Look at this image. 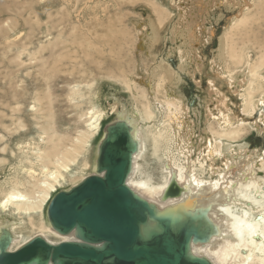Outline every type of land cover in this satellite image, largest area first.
<instances>
[{
    "label": "rangeland",
    "instance_id": "rangeland-1",
    "mask_svg": "<svg viewBox=\"0 0 264 264\" xmlns=\"http://www.w3.org/2000/svg\"><path fill=\"white\" fill-rule=\"evenodd\" d=\"M193 12H197L198 22L193 41L198 53L195 56L185 53L190 50L188 36L178 37L176 43L172 40L174 27L181 28ZM262 14L264 0H0V220L17 224L10 228V233L30 241L45 230L51 200L60 191L69 190L95 173L93 166L106 127L118 120L119 112H130L134 106L143 113L149 102L155 118L152 123L141 126L145 144L139 160V178L151 176L154 184L165 182L162 160L168 149L179 158L175 142L164 135L155 155L149 132L160 133L167 127L165 93L170 85L160 89L157 101L154 94L148 100L144 95L151 91L147 73L151 74L162 61L174 71H180V46L187 64L179 72L181 80L175 92L182 95L181 101L188 113L185 118L194 124L195 130L191 131L196 140L194 147L196 150L200 147L202 134L212 137L207 119L218 128L223 116L216 107L222 97L227 103L226 114L249 123L241 139L224 144L236 149L244 145L246 157L250 155L253 161H246L241 168H253L264 176L263 107L259 105L255 111L244 112L245 90L239 83L247 77L249 66L243 64L242 71L234 77L235 83L213 72V61L226 29L243 19L250 20L249 23L257 21ZM151 20L157 21L161 28L163 40L156 47L149 40ZM242 30L235 33L239 36ZM254 36L257 38L259 33ZM236 40L240 45L241 39ZM244 48V56L248 53L253 63L259 61L258 49L250 44ZM197 64L203 66L201 71ZM261 73L263 76L264 70ZM210 80L214 86L209 84ZM246 81L247 88L248 77ZM263 82L253 100L264 98ZM113 102L118 104L116 110L111 107ZM125 107L129 108L124 110ZM209 109L215 116L208 113ZM101 113L109 117L92 135L91 116ZM55 143L62 153L73 147L77 150L68 154L66 170L56 192L50 193L42 210L33 213L31 218L13 210L3 212L1 203L9 192L30 193L33 184L44 179V162L49 164L45 159L53 153ZM199 154L197 151V157ZM182 159L178 165L183 163ZM48 167L51 171L56 169L53 164ZM201 176L208 179L206 175ZM50 239L58 241L54 236Z\"/></svg>",
    "mask_w": 264,
    "mask_h": 264
},
{
    "label": "bare ground",
    "instance_id": "bare-ground-1",
    "mask_svg": "<svg viewBox=\"0 0 264 264\" xmlns=\"http://www.w3.org/2000/svg\"><path fill=\"white\" fill-rule=\"evenodd\" d=\"M196 15L197 12L189 14L188 21H185V16L183 26L181 28L174 27L172 31V40L175 43L178 37L183 39V37L188 36L187 39H189L188 43L190 45H187L190 46V50L189 52L185 51V53L187 52L188 55L194 53V56L198 54L196 49L194 50V47H196L194 44V40L196 39V27L198 26ZM249 21L248 19H243L239 21V23H234L236 24L235 26H230L226 29L225 34L220 39L218 54H216L217 56L215 55L213 61V72L221 73L231 79L232 83H235L234 77H236V73L242 71L243 64L246 63L249 66H247L249 70H247L248 74L246 76L250 80V82H248L250 85L246 88L247 84L245 85V82L247 83V77L239 81L241 87L243 86L242 89L245 90L244 94H241L244 99H246L244 112H248L249 109L255 111L256 107L261 105L263 107L261 108V113L262 117H264V98L253 100L256 91L262 89V81L264 80V75L262 76L261 73L264 70V14H262L257 21H252L251 23H249ZM150 24L152 33L149 35V40H151L152 46L156 47L157 44L163 40L160 35L161 28L155 20H151ZM248 25H250V27L246 29ZM239 29H243L242 31L244 32L238 36L235 32ZM208 32L210 33V30H208ZM257 32L259 36L256 38L254 34H257ZM237 37L241 39L240 45L242 46L237 44ZM207 41H209V39H207ZM184 44L185 43H183V45ZM246 44H250L253 48L260 51L258 62L254 61L253 63L248 53L244 56L243 48ZM178 50L181 58V71L185 67V64H187V59L183 57L185 56L183 54V47H178ZM193 61L196 62L195 59ZM199 64H197V68L201 71L203 66L201 67ZM152 71L151 74L147 73V77L150 80L149 86L151 91H148L144 95L146 100H148V97H151V94H154L153 96H155L157 101V95L160 89L165 90L166 84L170 85V90L167 88L168 90L165 93V97H167V101L165 102L167 116L164 124L167 127L160 133L149 132L153 142L154 154H158L160 140L165 139L164 135H168L169 141L175 142L174 149L178 152L179 158L175 157V153L170 149L166 151L169 153L165 156V159L162 160L163 174L165 177V182L163 184H154L151 176L139 178L141 176L138 174L141 170L139 160L145 144L141 126L143 123H152L154 121V112L149 107V102L145 105L143 113H140L134 105L130 112H119L118 120L125 121L131 127L133 140L137 144V150L133 155V170L127 181L128 185L137 194L152 204H155L161 210L169 206L178 208L184 207L186 210L193 213L198 212L205 215L206 219L213 225V233L207 243L192 244V252L196 256L207 258L212 264H264V176L255 172L253 168L244 167L245 165L243 169L241 168L243 164H247L246 161H249V163L253 161V159L250 160V155L246 157V150H243L246 148L244 145L237 147V150L233 145L224 144L225 141L232 142L241 139L243 133L248 131L249 123L239 120L236 116L226 114L224 108H226L227 103H225L226 101H224V98L223 102L222 97H220L221 100L220 98L218 99L217 103L219 102V104L216 107L220 115L223 116V119H221L222 117L219 119V129L216 124L207 119L206 121L210 123L208 130L212 137H206L204 136L205 134H202L199 138L200 147L196 150L194 147V142L196 140L192 133L195 130H193L194 124H191L185 118L188 113L184 103L182 104V95H177L175 92V88L181 80L180 71H174L166 61H162ZM238 80L239 79H237V81ZM209 84L214 86L215 83L213 80H210ZM237 91H239V89ZM164 100H166V98ZM111 107L113 110H116L118 104L113 102ZM128 108L129 107H125L124 110ZM158 109L161 110L164 108L158 107ZM211 110L209 109L208 113L213 115V111ZM252 114L253 113H249L248 115L252 116ZM108 117L109 115L107 113L91 116L89 129L93 132L92 135L94 132L100 130L103 121L108 119ZM257 124L256 127H258ZM253 125L254 124H252L251 127ZM78 142H80V140H78ZM58 145V143H55L52 148L53 153L49 154L45 159L47 163L55 165L56 169L54 171L49 170V164L46 165L44 162L45 168L42 170L44 179L33 184V190L30 193H23L20 191L9 192L5 200L1 203L3 212L13 210L14 213L20 216L26 215L31 218L33 213L42 210L50 193L56 192V186L61 184L63 177L62 172L66 170V162L67 159H69L68 154L72 151L73 153L77 152L73 147L72 150L67 151V153H62L59 151L60 146L58 149ZM197 151H200L198 157ZM224 158H226L225 161ZM181 159L183 163L178 165L177 162L181 161ZM262 159L264 161V158ZM219 162H221L222 165H220L221 163L219 164ZM252 165L255 166L254 163ZM93 169L96 173V162ZM201 175L208 176V179ZM174 179L182 188V194L179 198L163 201L161 198L169 186V183ZM47 221L48 223L47 225L45 224V230H41V234L37 237H41L52 244L75 240L74 234L62 236L52 228L50 221ZM15 225H17L15 222L5 223L0 220V241L8 237L10 238L8 247L10 252L19 250L31 241H26L24 239L20 240L19 236L10 233V228H14ZM51 236L56 237L58 241H52L50 239Z\"/></svg>",
    "mask_w": 264,
    "mask_h": 264
},
{
    "label": "water",
    "instance_id": "water-1",
    "mask_svg": "<svg viewBox=\"0 0 264 264\" xmlns=\"http://www.w3.org/2000/svg\"><path fill=\"white\" fill-rule=\"evenodd\" d=\"M136 150L125 121L109 124L96 173L57 193L47 209L52 228L75 240L52 244L36 237L10 252L8 237L0 241V264H212L192 252V244L207 243L213 233L203 213L161 210L128 185ZM181 194L174 179L161 199Z\"/></svg>",
    "mask_w": 264,
    "mask_h": 264
}]
</instances>
